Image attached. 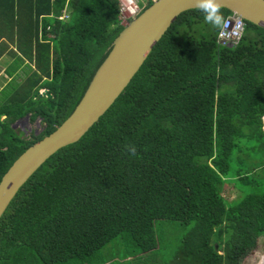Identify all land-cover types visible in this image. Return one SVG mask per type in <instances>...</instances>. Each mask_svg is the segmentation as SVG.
<instances>
[{"label":"trees","instance_id":"16d2710c","mask_svg":"<svg viewBox=\"0 0 264 264\" xmlns=\"http://www.w3.org/2000/svg\"><path fill=\"white\" fill-rule=\"evenodd\" d=\"M244 23L229 47L182 12L105 113L19 188L0 264H165L157 221L188 226L175 264H240L264 235V29ZM122 28L118 0H0V179L72 112ZM27 114L44 127L25 139L11 124Z\"/></svg>","mask_w":264,"mask_h":264},{"label":"water","instance_id":"95a60500","mask_svg":"<svg viewBox=\"0 0 264 264\" xmlns=\"http://www.w3.org/2000/svg\"><path fill=\"white\" fill-rule=\"evenodd\" d=\"M220 2L222 8L264 29V0ZM189 9H195L192 0H156L123 26L72 112L52 132L28 146L2 175L0 217L19 188L46 159L60 148L78 141L105 113L173 21ZM15 125L16 122L11 127Z\"/></svg>","mask_w":264,"mask_h":264},{"label":"rangeland","instance_id":"374dc122","mask_svg":"<svg viewBox=\"0 0 264 264\" xmlns=\"http://www.w3.org/2000/svg\"><path fill=\"white\" fill-rule=\"evenodd\" d=\"M146 2L147 1L143 0L144 5ZM138 5H140L142 11L144 6L141 5L140 0ZM131 20L132 19H129V21ZM9 60H10L9 56L6 55H4L0 59V90L3 87H5L6 83L10 79L9 77L6 76L4 72L5 63ZM43 92L44 89H41L40 93ZM262 120H263V130H264V116L262 117ZM15 122L16 125L15 127H13V129L17 134H19L22 138L25 139L32 138L33 135L39 134L44 127V123L39 117L34 120H31L29 118V114L28 116L25 115L22 118L17 119ZM222 195L227 202H232L240 196V191L236 187H234L233 184H225L223 187ZM187 228H188L187 225H182L178 222H168V221L164 223H162L161 221L156 222V229H157L156 232L160 238V243L163 247L159 251L166 256L165 264H175V262L177 261L178 258L176 255V251L181 241V237L185 232H187ZM106 247H108V249L114 252L121 249L118 240H113L112 242L107 244ZM263 252H264V235H259L256 237L253 246L248 250L247 254L240 259V264H258L260 255ZM124 264L127 263L124 262Z\"/></svg>","mask_w":264,"mask_h":264},{"label":"built area","instance_id":"2783aa9c","mask_svg":"<svg viewBox=\"0 0 264 264\" xmlns=\"http://www.w3.org/2000/svg\"><path fill=\"white\" fill-rule=\"evenodd\" d=\"M156 0H151L154 2ZM139 4V0H118L119 5V19L122 25H126L129 19H134L140 11L141 7ZM64 17V15L62 16ZM226 19V27L224 31L226 33L225 36L220 37L217 33V42L221 45L225 46H234L239 43L242 38L244 28L241 30L238 28V25H245L244 20L237 15L236 13L231 12V14L225 17Z\"/></svg>","mask_w":264,"mask_h":264},{"label":"clouds","instance_id":"9594fccd","mask_svg":"<svg viewBox=\"0 0 264 264\" xmlns=\"http://www.w3.org/2000/svg\"><path fill=\"white\" fill-rule=\"evenodd\" d=\"M193 7L203 15L206 23L212 25L218 31V35L223 37L226 35L224 28L226 27V19L222 12V3L220 0H192ZM241 30L245 25H238ZM127 150L131 155L136 154L134 145L127 146Z\"/></svg>","mask_w":264,"mask_h":264},{"label":"bare ground","instance_id":"6f19581e","mask_svg":"<svg viewBox=\"0 0 264 264\" xmlns=\"http://www.w3.org/2000/svg\"><path fill=\"white\" fill-rule=\"evenodd\" d=\"M258 264H264V252L260 255Z\"/></svg>","mask_w":264,"mask_h":264}]
</instances>
